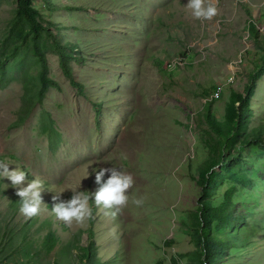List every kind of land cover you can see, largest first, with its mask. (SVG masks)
<instances>
[{
    "label": "rangeland",
    "instance_id": "374dc122",
    "mask_svg": "<svg viewBox=\"0 0 264 264\" xmlns=\"http://www.w3.org/2000/svg\"><path fill=\"white\" fill-rule=\"evenodd\" d=\"M211 2L216 12L196 17L187 0H31L46 75L58 83L39 98L40 65L20 0H0V160L25 171L18 185L0 178V264H264V146L237 145L264 125V72L249 124L217 166V193L232 185L259 202L237 200L244 216L223 233L212 261L197 235L196 179L210 156L205 109L210 103L227 127L232 92L264 61V0ZM110 165L132 177L118 210L89 197L79 221L51 211L56 190L57 200L71 188L94 191L93 168ZM34 176L42 202L26 216L16 189ZM248 225L259 230L245 241ZM229 244L243 247L234 258Z\"/></svg>",
    "mask_w": 264,
    "mask_h": 264
},
{
    "label": "trees",
    "instance_id": "16d2710c",
    "mask_svg": "<svg viewBox=\"0 0 264 264\" xmlns=\"http://www.w3.org/2000/svg\"><path fill=\"white\" fill-rule=\"evenodd\" d=\"M36 8L31 5V0H20L19 15L28 24L30 32H32V40L30 41L34 52L37 56L40 73L38 76L39 98L44 93L46 87L49 85L58 86V83L46 75L47 63L46 57L43 52V46L37 42L36 38V19L34 11ZM250 29L256 31V26L251 23ZM253 32V33H254ZM75 50V47H72ZM73 53V52H71ZM71 55H74L71 54ZM61 65L66 75L71 79L73 85L82 89V85L75 80L74 75L66 64L65 55L61 54ZM79 59L78 57H76ZM5 59L0 61L1 69H4ZM264 72V61L262 62L259 70L251 75L248 83L241 92H232L231 100L227 103L226 119L227 127L215 118L210 110V103L205 109L204 119L208 126L200 123L201 129L209 136L210 156L207 161L200 166V177L196 179L197 184L201 189V197L199 199V225L197 235L200 243L202 244L201 254L204 260L212 261L215 256L222 250L220 248L225 242L227 233L234 225H237L242 215L238 212V205L240 202L250 201L251 203L258 204L259 199L249 189H243L241 192L235 186H229L223 192H218L217 189L222 182V173L218 171L217 166L222 163L226 164L224 155L230 151L234 146V140L238 139L241 135V126L249 124L251 113V99L254 95V87L256 79ZM248 143H256L264 146V125L260 126L257 130L251 132L247 138L238 142V148L242 149ZM239 200V201H237ZM247 225V221L245 222ZM243 234V239L247 241L248 236H255L258 234V227L252 225L246 226ZM92 234V231H90ZM227 251L232 253L231 257H235V253L243 248L239 245H227ZM248 248H251L250 244Z\"/></svg>",
    "mask_w": 264,
    "mask_h": 264
},
{
    "label": "clouds",
    "instance_id": "9594fccd",
    "mask_svg": "<svg viewBox=\"0 0 264 264\" xmlns=\"http://www.w3.org/2000/svg\"><path fill=\"white\" fill-rule=\"evenodd\" d=\"M185 6L190 8L192 10V15L196 17H211L217 10L215 3L211 2V0L207 3H202V0H187ZM8 164L9 162L0 160V178H9L12 185L20 184L25 178V171L18 165L10 169ZM93 172H95L94 179L97 182V187L94 191H82L71 188L72 193L70 197L60 200H57V196H59L60 192L63 190L55 191L52 199L56 202L52 204L51 211L55 213L58 218H62L65 222H70L73 218L79 221L87 216L90 212L88 204L89 197H91L94 203L106 208L117 206L115 210H118V206L126 201L127 194L125 189L132 183L130 174L113 165L107 167L100 166L98 171L93 168ZM105 172H108L109 175L101 180ZM41 183V180L34 176L26 185L16 189L20 196L19 210L26 216H31L39 210L42 202V197L40 195ZM136 202L138 203L139 201Z\"/></svg>",
    "mask_w": 264,
    "mask_h": 264
},
{
    "label": "built area",
    "instance_id": "2783aa9c",
    "mask_svg": "<svg viewBox=\"0 0 264 264\" xmlns=\"http://www.w3.org/2000/svg\"><path fill=\"white\" fill-rule=\"evenodd\" d=\"M179 58H176L175 59V64H176V61L178 60ZM219 88V87H218ZM219 91H220V88H219ZM210 98H213V99H216V98H219V96L218 97H210Z\"/></svg>",
    "mask_w": 264,
    "mask_h": 264
},
{
    "label": "bare ground",
    "instance_id": "6f19581e",
    "mask_svg": "<svg viewBox=\"0 0 264 264\" xmlns=\"http://www.w3.org/2000/svg\"><path fill=\"white\" fill-rule=\"evenodd\" d=\"M168 62H169V61H168ZM169 66H173V67H174L175 65H174L173 62H172V63L170 62V63H169ZM215 93H216V92H215ZM217 93H218V92H217ZM217 96H218V95H217ZM214 97H215V96H214Z\"/></svg>",
    "mask_w": 264,
    "mask_h": 264
}]
</instances>
